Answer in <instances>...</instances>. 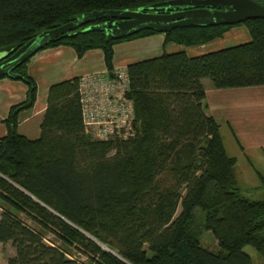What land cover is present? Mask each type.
<instances>
[{
	"label": "trees",
	"instance_id": "obj_1",
	"mask_svg": "<svg viewBox=\"0 0 264 264\" xmlns=\"http://www.w3.org/2000/svg\"><path fill=\"white\" fill-rule=\"evenodd\" d=\"M160 1L0 0V51L13 53L87 12ZM241 25L248 42L128 64L134 134L125 139H96L85 129L79 77L49 87L38 138L20 134L18 116L34 105L37 85L29 59L14 69L27 91L10 107L0 137V243L14 248L6 264H252L246 245L264 258V199L240 190L236 157L226 153L220 124L206 113L202 82L209 79L214 89L264 85V18L138 29L123 37L104 29L83 32L85 25L40 50L69 46L82 57L101 49L111 73L117 43L163 33L164 45L197 46ZM203 231L216 239L217 250L201 243Z\"/></svg>",
	"mask_w": 264,
	"mask_h": 264
},
{
	"label": "crops",
	"instance_id": "obj_2",
	"mask_svg": "<svg viewBox=\"0 0 264 264\" xmlns=\"http://www.w3.org/2000/svg\"><path fill=\"white\" fill-rule=\"evenodd\" d=\"M164 39L163 33H155L146 37L117 43L113 47V69L116 67L126 68L130 63L157 57L163 52L173 53L176 51H185L188 56L200 55L248 42L250 36L246 27L241 25L232 27L221 38L197 46L186 47L176 43L164 45ZM27 71L36 82L37 97L32 108L24 110L19 114L17 130L29 139H36L40 135V124L47 105L48 89L52 84L73 77H80L87 73L108 72L101 49H91L85 52L82 57H77L74 49L69 46H58L38 51L29 58ZM202 82L205 88L203 103L206 105V113L214 117L211 107L206 100L208 93H218L219 89H214L210 80L203 79ZM251 87L257 90V95H255L254 99L257 100L259 106L260 103H263L262 106H264V85ZM26 91V85L20 80L9 77L0 78V137L6 134V126L3 121L7 117L10 107L22 102L26 97ZM235 138L241 146L240 148L243 149L244 147L241 145L236 134ZM259 139L258 151L260 152V159L263 160L264 143H262V139H264V134H259ZM259 175L264 182V176L260 173Z\"/></svg>",
	"mask_w": 264,
	"mask_h": 264
},
{
	"label": "water",
	"instance_id": "obj_3",
	"mask_svg": "<svg viewBox=\"0 0 264 264\" xmlns=\"http://www.w3.org/2000/svg\"><path fill=\"white\" fill-rule=\"evenodd\" d=\"M253 18H264V0H165L135 10H94L40 32L13 53L0 51V78H18L14 73L17 66L59 35L85 25L83 32L104 29L123 37L138 29L167 32L176 27L239 24ZM99 20L103 21L96 22ZM102 247L117 255L104 244Z\"/></svg>",
	"mask_w": 264,
	"mask_h": 264
},
{
	"label": "rangeland",
	"instance_id": "obj_4",
	"mask_svg": "<svg viewBox=\"0 0 264 264\" xmlns=\"http://www.w3.org/2000/svg\"><path fill=\"white\" fill-rule=\"evenodd\" d=\"M256 91L253 87L219 89L218 93H208L206 101L220 124V135L226 152L236 157L235 174L240 190L250 198L264 199V182L259 175L264 176V159H260L258 151L259 134H264V106L263 103L259 106L254 99ZM201 216L198 211L194 217L195 223L200 226ZM47 238L50 239V236ZM200 240L208 248L218 249L217 241L209 231H203ZM243 250L250 256L252 264H264V258L251 245H246ZM13 255L14 248L10 242L0 243V264H6L7 259Z\"/></svg>",
	"mask_w": 264,
	"mask_h": 264
},
{
	"label": "built area",
	"instance_id": "obj_5",
	"mask_svg": "<svg viewBox=\"0 0 264 264\" xmlns=\"http://www.w3.org/2000/svg\"><path fill=\"white\" fill-rule=\"evenodd\" d=\"M125 67L111 73L79 77L78 94L85 129L96 139L128 138L134 134V108Z\"/></svg>",
	"mask_w": 264,
	"mask_h": 264
}]
</instances>
